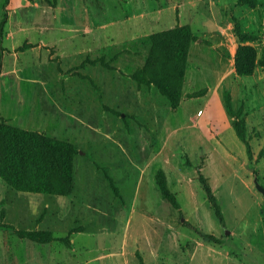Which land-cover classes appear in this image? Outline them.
I'll use <instances>...</instances> for the list:
<instances>
[{"label": "rangeland", "instance_id": "1", "mask_svg": "<svg viewBox=\"0 0 264 264\" xmlns=\"http://www.w3.org/2000/svg\"><path fill=\"white\" fill-rule=\"evenodd\" d=\"M204 20H218L227 43L203 41L209 63L188 72L201 91L188 104L203 109L204 91L224 71L226 80L199 122L211 142L198 148L189 113L140 70L154 34L180 22L200 33ZM227 51L228 67L217 55ZM263 51L264 0H0V122L76 149L69 195L3 199L0 264H118L117 252L123 264H147V222L152 238L177 241V264H264ZM238 64L252 74L241 77ZM146 203L162 208L158 225Z\"/></svg>", "mask_w": 264, "mask_h": 264}, {"label": "trees", "instance_id": "2", "mask_svg": "<svg viewBox=\"0 0 264 264\" xmlns=\"http://www.w3.org/2000/svg\"><path fill=\"white\" fill-rule=\"evenodd\" d=\"M151 40L150 54L145 66L140 70V77L166 91L174 102L173 107H178L177 100L182 88L180 85L181 81H184L187 68V53L193 40L192 30L188 25L177 26L169 31L154 34ZM258 63L264 68V51ZM237 72L241 77L252 74L251 69H245L239 64ZM174 85L175 93L172 90ZM225 104L230 111L228 99ZM238 126L236 122L233 124L237 135L243 139ZM75 154L76 149L67 141L0 122V177L13 191L45 194L59 191L61 195H69L73 191ZM203 186L219 218V208L209 194V188ZM159 188L167 198L169 194L166 187L159 183ZM30 236L42 241L50 238L48 234Z\"/></svg>", "mask_w": 264, "mask_h": 264}, {"label": "crops", "instance_id": "3", "mask_svg": "<svg viewBox=\"0 0 264 264\" xmlns=\"http://www.w3.org/2000/svg\"><path fill=\"white\" fill-rule=\"evenodd\" d=\"M194 7H196V5ZM194 14H196V11L194 12ZM221 15L224 16V14L222 13ZM208 22L209 23L207 24L205 23V20L202 22L203 25H205V27L203 26L204 31L198 33L199 29L195 31L192 30L194 36L198 35L197 39L193 41L194 43L197 44L195 45V47L196 46L197 47L194 48L193 50V47H192L193 42L190 43L188 58H187V68H186V72L184 75V82L182 86V97H181L180 105L178 106V108L180 106H183L185 108V111L189 113V119H190V122H192V124L190 126H187L190 129V131L187 133V136H188V139H190L194 144L198 146V148H201L202 144L204 145L207 143L210 144L211 142V140L206 137V132L202 131V128L199 126V122L201 118L203 117L204 112L207 109L210 111L212 102L214 101V98L217 95V92L220 90L219 89L220 86H222L223 82L226 80L225 79L226 74L224 71L220 75L219 79L216 81L214 86L209 88L206 92L204 91V94H203V96L205 97V100L203 101L204 111L203 109H200V108L195 109L194 108L195 106L193 104H188V101L191 102L190 100L193 97L198 96L199 94L196 95L198 92H201V91H196L192 89L193 84L196 82L194 80L197 77L194 73L188 74V72L192 70L193 68H197L199 64L209 63V60L205 58V53L202 49V46L204 45L203 41H205V39H209V40L214 39V40H219V42H221L222 44L227 43V41L224 40V38L221 37L220 34L218 33L222 29L220 26L221 24L218 22V20H216L215 23H211V22H214L213 20H209ZM186 24L189 25L190 22H180L179 26L186 25ZM209 47L214 49V45H211ZM227 52L229 55L225 57L219 53H217V55L219 57V61L220 62L225 61L226 66L228 67L229 65L234 64V52L233 51H227ZM230 74H231L230 76L233 75V73H230ZM192 111H194L193 114H192ZM5 112H6V108L3 107L2 104H0V115H4ZM199 112H201V114L199 118L196 120L195 118H197V114ZM194 119L197 121V123L193 122ZM197 141L200 144H198ZM20 193L28 194L25 192L12 191L0 177V213L4 211L3 210L4 206L8 204L4 202L3 199L6 198L8 194L9 195L12 194L14 197H17L18 196L17 194H20ZM144 214L150 215V220L154 222V225H158L157 223L158 221L162 222V217H161L162 208L160 207L158 208L156 206L149 205L146 203L144 205ZM131 217H132V214L129 215L130 221L132 220ZM163 225L166 226V224H163ZM127 228H129V224L128 225L126 224V229ZM151 229H152L151 223L147 222V228H146V233H145L146 236L144 239L141 238V242H140V252L142 254L143 262L147 264H154V263L158 264L159 262H161V264H177V262L179 261V256H180L179 255V245L177 241L173 239L171 234H169L168 237L162 235L159 238H152ZM124 235L121 237V239L117 235V238H119L120 241H119V244H117L116 246H120L123 248V245L124 247L126 244L128 245L127 234L125 236ZM196 251L198 252L197 254L198 255L201 254L200 256L202 257H206L207 254H209V249L205 248L204 245H202L201 248H199ZM115 255L117 257L118 264H123L122 257H121L122 255L119 252L115 253ZM188 256H191L190 258L188 257V260H193V257H192L193 255L191 253Z\"/></svg>", "mask_w": 264, "mask_h": 264}]
</instances>
